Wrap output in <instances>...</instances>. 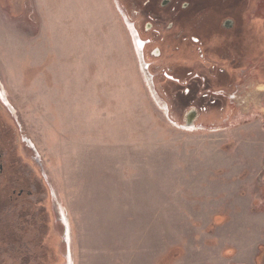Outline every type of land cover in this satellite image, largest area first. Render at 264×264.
<instances>
[{"label":"rangeland","instance_id":"374dc122","mask_svg":"<svg viewBox=\"0 0 264 264\" xmlns=\"http://www.w3.org/2000/svg\"><path fill=\"white\" fill-rule=\"evenodd\" d=\"M137 20L121 0H0V100L33 152L18 218L41 227L53 211L59 239L43 237L63 240L64 264H264V75L203 98L195 51L184 103L146 74ZM219 93L230 102H209ZM23 226L0 237V264H14ZM18 245L35 254L36 239Z\"/></svg>","mask_w":264,"mask_h":264},{"label":"flooded vegetation","instance_id":"af4514ba","mask_svg":"<svg viewBox=\"0 0 264 264\" xmlns=\"http://www.w3.org/2000/svg\"><path fill=\"white\" fill-rule=\"evenodd\" d=\"M121 2L129 17L135 16L138 19L134 25L132 24V28L139 45V54L145 65L144 69L148 71L149 76L151 73L161 76L162 81L169 86L167 89L184 91L189 98L196 97L194 92L197 88L194 82H197L195 80L199 76L194 72V61L190 59L195 51L201 54L208 68L203 85L204 89L210 88L211 94L203 98L211 97L214 91L219 92L220 89H232L243 82L249 73L253 72L255 77L259 72L264 75V67L261 69L257 67L259 56H264V15L260 14L262 0H121ZM258 45L262 46L260 55ZM183 53H186V58L181 57ZM178 54L180 57L175 63L168 61ZM151 59H154V62L147 64L146 61ZM224 98L230 102L222 93H219L218 101L213 102L210 99L209 102L220 106ZM21 169L33 171L32 148L28 140L22 136L12 113L0 100V207L7 209L9 205L11 211L8 217H0V237L13 236L12 226L17 229L18 223L21 222L24 226L23 229L18 228V231H21L19 239H14L15 252L12 263L64 264L63 240L62 243L61 241L51 243V246L48 240L49 234L57 236L58 239L60 236L56 227V234H53L51 228L53 223L55 226L53 211L46 221L42 220L41 227L39 220L34 224L33 221H29L30 223L25 221L27 218L25 216L18 218L26 209L24 205L29 203L27 199L34 194L28 186L32 181L25 179ZM39 177L38 187H44L50 196L45 180ZM35 239V254L24 257L18 248L19 242H34Z\"/></svg>","mask_w":264,"mask_h":264},{"label":"water","instance_id":"95a60500","mask_svg":"<svg viewBox=\"0 0 264 264\" xmlns=\"http://www.w3.org/2000/svg\"><path fill=\"white\" fill-rule=\"evenodd\" d=\"M145 72L148 75V71L145 70ZM197 118H198V112L195 109L191 110V112L185 116L184 127L194 128L196 126L195 122Z\"/></svg>","mask_w":264,"mask_h":264},{"label":"trees","instance_id":"16d2710c","mask_svg":"<svg viewBox=\"0 0 264 264\" xmlns=\"http://www.w3.org/2000/svg\"><path fill=\"white\" fill-rule=\"evenodd\" d=\"M189 99V97L184 93V94H182V96H181V100L184 102V103H186V101Z\"/></svg>","mask_w":264,"mask_h":264},{"label":"crops","instance_id":"0c3cea01","mask_svg":"<svg viewBox=\"0 0 264 264\" xmlns=\"http://www.w3.org/2000/svg\"><path fill=\"white\" fill-rule=\"evenodd\" d=\"M258 85H259L260 88H262V86H264L262 84H258ZM257 92H262V89H257Z\"/></svg>","mask_w":264,"mask_h":264}]
</instances>
